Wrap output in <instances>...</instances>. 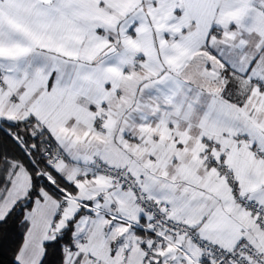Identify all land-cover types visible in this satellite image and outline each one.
Here are the masks:
<instances>
[{
  "label": "crops",
  "instance_id": "0c3cea01",
  "mask_svg": "<svg viewBox=\"0 0 264 264\" xmlns=\"http://www.w3.org/2000/svg\"><path fill=\"white\" fill-rule=\"evenodd\" d=\"M263 52L264 0H0V119L34 118L52 133L54 165L80 188L78 202L125 192L93 172L99 156L132 169L191 224L218 193L264 202ZM31 186V175L13 177L5 215ZM66 203L44 191L29 209L20 264L42 263L63 210L76 208ZM132 226L136 240L118 255L143 264L146 240ZM168 248L154 264L196 261L183 237ZM115 250L100 260L77 248L67 264L75 252L74 264H107Z\"/></svg>",
  "mask_w": 264,
  "mask_h": 264
},
{
  "label": "trees",
  "instance_id": "16d2710c",
  "mask_svg": "<svg viewBox=\"0 0 264 264\" xmlns=\"http://www.w3.org/2000/svg\"><path fill=\"white\" fill-rule=\"evenodd\" d=\"M49 145H54L52 133L34 118L0 119V205L12 185L18 165H24L32 178L28 195L0 218V264H20L17 258L31 225L27 210L43 196L44 191L56 197L61 204L71 197L78 198L80 194L76 183L58 170L46 155ZM28 198H32V202L19 211L22 202ZM82 206L67 225L54 229L45 244L46 252L41 264H67L68 253L77 249V225L87 212L86 204ZM136 232L144 241L151 234L144 227H136Z\"/></svg>",
  "mask_w": 264,
  "mask_h": 264
},
{
  "label": "built area",
  "instance_id": "2783aa9c",
  "mask_svg": "<svg viewBox=\"0 0 264 264\" xmlns=\"http://www.w3.org/2000/svg\"><path fill=\"white\" fill-rule=\"evenodd\" d=\"M3 81V70L0 68V82ZM261 151V149H260ZM263 152H260L262 154ZM52 163L61 158L54 145H49L46 152ZM94 173H102L122 191L132 192L141 212L138 227L151 231L146 239L143 264H154L158 255L168 251L170 244L179 238H185L198 252V263L210 264H264V202L248 194H239L238 201L251 212L252 224L245 230V236L234 249L204 236L198 227L176 216L174 204L155 198L140 183L136 173L119 163H113L97 156L91 163ZM221 176L231 188L239 192L240 181L226 162H219ZM145 220V221H144Z\"/></svg>",
  "mask_w": 264,
  "mask_h": 264
},
{
  "label": "rangeland",
  "instance_id": "374dc122",
  "mask_svg": "<svg viewBox=\"0 0 264 264\" xmlns=\"http://www.w3.org/2000/svg\"><path fill=\"white\" fill-rule=\"evenodd\" d=\"M24 172L30 176L29 170L24 165H18L13 174L15 179L21 180V184L24 182ZM125 194V192L121 193L117 191L115 195H110L105 198L85 196V199H88V202L86 201L88 203V206H86L88 213L80 219L77 225L75 241L78 250L83 252L87 258L95 257L104 260L105 257L111 255L112 251L116 248V255H113L106 263L127 264V261L122 258L123 255L118 254L121 253V248H123L124 245L131 244L136 240L137 235L132 224L133 220L139 219L140 214L134 204L127 203L122 199V196ZM6 195L10 198L12 193L8 191ZM216 197L217 198L209 197L208 200L205 201L207 207L202 216L203 218L195 219L191 224L197 226L201 233L207 238L218 241L234 249L246 235L245 230L248 226L246 220L248 217L245 215V217L242 218V212H245L246 209L243 208L244 210L241 212L238 211L239 203H236L232 194L222 195L218 193ZM195 199V197L187 198V203L182 205L183 213H188L189 208H192V206H188V203H193ZM198 199L202 200L203 198ZM37 200L34 204H36ZM69 202L71 207L76 208L75 210H69L70 207H66L67 203L64 205L66 209L63 210V217L60 219V228L63 227L62 225H67L68 221L82 209L84 200L81 199V201L78 202L77 198L71 197L69 198ZM5 210L3 203L0 209V217L5 215ZM206 213L207 215H205ZM193 250L194 254H198L194 248ZM76 255V252L70 255V264H74L76 259H78ZM198 260L199 259L196 258V261H188L185 264H199ZM17 261L19 263L21 262L20 257Z\"/></svg>",
  "mask_w": 264,
  "mask_h": 264
},
{
  "label": "water",
  "instance_id": "95a60500",
  "mask_svg": "<svg viewBox=\"0 0 264 264\" xmlns=\"http://www.w3.org/2000/svg\"><path fill=\"white\" fill-rule=\"evenodd\" d=\"M31 202H32V198H28L27 200L23 201L21 204V207L19 208V211H22L24 209V207H26Z\"/></svg>",
  "mask_w": 264,
  "mask_h": 264
}]
</instances>
